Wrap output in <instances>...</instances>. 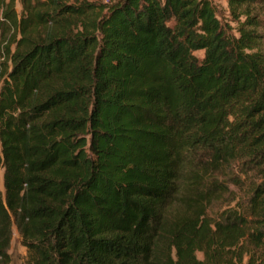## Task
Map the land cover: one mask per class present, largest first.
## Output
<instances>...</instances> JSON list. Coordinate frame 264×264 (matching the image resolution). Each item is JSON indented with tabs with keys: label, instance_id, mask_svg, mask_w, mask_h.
I'll return each mask as SVG.
<instances>
[{
	"label": "trees",
	"instance_id": "trees-1",
	"mask_svg": "<svg viewBox=\"0 0 264 264\" xmlns=\"http://www.w3.org/2000/svg\"><path fill=\"white\" fill-rule=\"evenodd\" d=\"M17 1L0 264H264V0Z\"/></svg>",
	"mask_w": 264,
	"mask_h": 264
},
{
	"label": "rangeland",
	"instance_id": "rangeland-1",
	"mask_svg": "<svg viewBox=\"0 0 264 264\" xmlns=\"http://www.w3.org/2000/svg\"><path fill=\"white\" fill-rule=\"evenodd\" d=\"M217 8V11H219V15H221L224 18H228V10H227V2L226 0H211ZM17 11H20L21 5L20 3L16 0L15 3ZM195 54L199 57L202 56V51L197 50L195 51ZM0 186H2V173L0 172ZM212 212V211H210ZM9 253L11 254L12 257V264H21L22 261L25 259L26 256V248L20 243V236L17 232L16 227H13V232H12V239H11V244L9 248ZM197 256L199 258L202 257L201 252H197Z\"/></svg>",
	"mask_w": 264,
	"mask_h": 264
}]
</instances>
